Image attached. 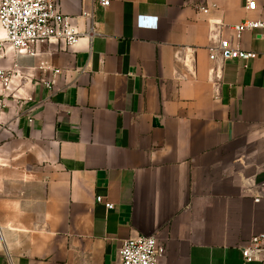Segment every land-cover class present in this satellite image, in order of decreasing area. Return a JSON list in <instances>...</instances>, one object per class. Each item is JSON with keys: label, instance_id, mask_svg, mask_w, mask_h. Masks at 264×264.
Instances as JSON below:
<instances>
[{"label": "crops", "instance_id": "obj_1", "mask_svg": "<svg viewBox=\"0 0 264 264\" xmlns=\"http://www.w3.org/2000/svg\"><path fill=\"white\" fill-rule=\"evenodd\" d=\"M109 1H56L80 32L93 12L91 42L0 63L19 66L0 90V264H120L137 236L161 264H246L264 235V42L231 28L264 0ZM216 35L257 57L211 61Z\"/></svg>", "mask_w": 264, "mask_h": 264}, {"label": "built area", "instance_id": "obj_2", "mask_svg": "<svg viewBox=\"0 0 264 264\" xmlns=\"http://www.w3.org/2000/svg\"><path fill=\"white\" fill-rule=\"evenodd\" d=\"M57 0H0V63L5 60L8 50L15 54L37 56L36 46L63 43L66 47L75 46L82 38H88L91 42L97 35L93 24L94 14L86 11L83 17L90 20L91 26L87 32H80L72 25L70 16L58 12ZM103 7L110 5L109 0H92ZM204 13L209 8H201ZM246 10H256L254 0H247ZM151 21V22H150ZM138 26L144 29H157V18L140 16ZM236 40H240L247 31L260 32L264 42V19L257 21L247 20L231 28ZM214 44L209 47L210 60L221 59L223 61L242 60L249 61L257 57L254 52H248L230 39L216 35ZM44 64L40 69H44ZM19 66L14 64L11 68L0 65V90L3 94L12 88L14 79L18 75ZM54 76L60 74V70H53ZM48 89L53 88L52 81H45ZM32 122V120H30ZM98 203L104 204L107 209H113L114 205L96 198ZM165 249L153 236H137L125 240L120 249V264H161ZM244 263L248 264L264 258V235L254 236L248 245L241 248Z\"/></svg>", "mask_w": 264, "mask_h": 264}]
</instances>
